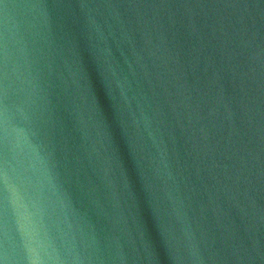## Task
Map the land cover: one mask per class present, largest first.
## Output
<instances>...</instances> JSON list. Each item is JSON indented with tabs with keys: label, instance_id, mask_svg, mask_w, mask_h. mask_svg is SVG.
I'll return each instance as SVG.
<instances>
[{
	"label": "water",
	"instance_id": "water-1",
	"mask_svg": "<svg viewBox=\"0 0 264 264\" xmlns=\"http://www.w3.org/2000/svg\"><path fill=\"white\" fill-rule=\"evenodd\" d=\"M264 264V0H0V264Z\"/></svg>",
	"mask_w": 264,
	"mask_h": 264
},
{
	"label": "clouds",
	"instance_id": "clouds-1",
	"mask_svg": "<svg viewBox=\"0 0 264 264\" xmlns=\"http://www.w3.org/2000/svg\"><path fill=\"white\" fill-rule=\"evenodd\" d=\"M29 264H36V262L35 261H29Z\"/></svg>",
	"mask_w": 264,
	"mask_h": 264
}]
</instances>
